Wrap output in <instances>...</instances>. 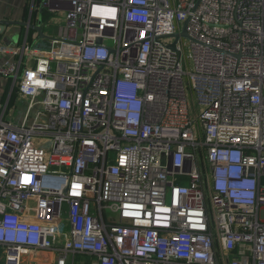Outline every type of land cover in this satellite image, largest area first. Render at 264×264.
Returning a JSON list of instances; mask_svg holds the SVG:
<instances>
[{
    "label": "built area",
    "instance_id": "1",
    "mask_svg": "<svg viewBox=\"0 0 264 264\" xmlns=\"http://www.w3.org/2000/svg\"><path fill=\"white\" fill-rule=\"evenodd\" d=\"M43 9L0 43V264H264V0Z\"/></svg>",
    "mask_w": 264,
    "mask_h": 264
},
{
    "label": "crops",
    "instance_id": "2",
    "mask_svg": "<svg viewBox=\"0 0 264 264\" xmlns=\"http://www.w3.org/2000/svg\"><path fill=\"white\" fill-rule=\"evenodd\" d=\"M41 4L42 0H0V21L31 22L34 25H40L45 33V37H41L37 31L26 24L19 23L4 26L0 27V43L18 45L25 40L26 36L29 37V41L55 36L58 31L57 23L52 20L48 9H43L44 6ZM9 83V80L2 82L4 86L0 87V95ZM35 260L36 262L32 264H51L56 260V257L51 253L40 252ZM73 263L94 264V258L87 255H78ZM69 264H72V261H69Z\"/></svg>",
    "mask_w": 264,
    "mask_h": 264
},
{
    "label": "water",
    "instance_id": "3",
    "mask_svg": "<svg viewBox=\"0 0 264 264\" xmlns=\"http://www.w3.org/2000/svg\"><path fill=\"white\" fill-rule=\"evenodd\" d=\"M200 1V0H199ZM26 24L28 25L30 28L34 29L35 31H37L41 37H45V33L43 28L40 25H34L31 22H12V21H8V20H3L0 21V27H4V26H10V25H15V24ZM174 37L176 38V41L179 40L181 37H185L188 39H191V37L189 36L188 30H187V22H185L182 32L181 33H176L174 35ZM170 47L175 48L176 47V42L174 44H171Z\"/></svg>",
    "mask_w": 264,
    "mask_h": 264
},
{
    "label": "rangeland",
    "instance_id": "4",
    "mask_svg": "<svg viewBox=\"0 0 264 264\" xmlns=\"http://www.w3.org/2000/svg\"><path fill=\"white\" fill-rule=\"evenodd\" d=\"M45 2H46V0H42V6H44L45 5ZM49 15H50V13H49ZM51 18H52V20H54V22L55 23H57V26L59 25V19L60 18H62L63 19V17H64V13H56V14H51ZM61 20V19H60ZM184 41H186L187 42V45L185 46V55H189V52H190V40L188 39V38H185L184 39ZM18 110L20 109V110H23V109H25V104L24 103H19L18 104V108H17ZM79 261V260H78ZM77 261V262H78Z\"/></svg>",
    "mask_w": 264,
    "mask_h": 264
}]
</instances>
